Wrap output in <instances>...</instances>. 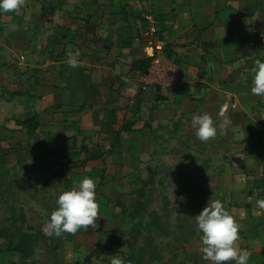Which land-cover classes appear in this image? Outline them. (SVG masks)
Wrapping results in <instances>:
<instances>
[{
	"label": "crops",
	"instance_id": "1",
	"mask_svg": "<svg viewBox=\"0 0 264 264\" xmlns=\"http://www.w3.org/2000/svg\"><path fill=\"white\" fill-rule=\"evenodd\" d=\"M147 10L163 19L179 67L167 91L146 87L145 75L132 70L147 57ZM262 30L264 0H25L19 11L0 14V207L10 186L25 192L21 179L35 178L38 164L53 174L65 169L62 159L90 157L91 129L105 133L108 147L137 136L138 148L150 141V161L160 151L200 165L241 226L237 245L250 252L248 264H264V211L256 206L264 199V97L251 93L255 63L264 62ZM77 49L80 66L70 68ZM27 66L50 69L41 76ZM204 113L217 126L206 142L191 126ZM224 119L227 133L219 129ZM143 152L129 160L145 159ZM108 156L90 158L86 168L97 166L102 178L105 167L96 162Z\"/></svg>",
	"mask_w": 264,
	"mask_h": 264
},
{
	"label": "rangeland",
	"instance_id": "2",
	"mask_svg": "<svg viewBox=\"0 0 264 264\" xmlns=\"http://www.w3.org/2000/svg\"><path fill=\"white\" fill-rule=\"evenodd\" d=\"M49 69L27 66L26 72L40 70L44 76ZM19 79L12 82L18 85ZM104 136L103 131L91 129L89 159L80 155L78 160L62 159L65 169L53 174L40 163L35 178L28 174L21 179L26 182V188L21 187L25 192L16 194L10 186L9 203L1 202L4 207H0V264H111L114 257L124 264H209L202 258V234L195 216L208 201L222 202V196L214 192L208 175L201 174L200 165L186 157L179 159L174 151L168 157L159 151L158 158L150 161V141L138 148L139 138L132 136L126 146L118 141L108 147ZM86 147H75L74 153H82ZM142 149L145 159L129 160L128 156L135 158ZM114 153L127 158L122 161ZM105 154L112 156H108L110 161L103 158L102 165L96 162L105 167L100 178L97 166L86 165L90 158ZM85 177L97 183V225L75 234L46 236L42 228L58 207L59 194Z\"/></svg>",
	"mask_w": 264,
	"mask_h": 264
},
{
	"label": "clouds",
	"instance_id": "3",
	"mask_svg": "<svg viewBox=\"0 0 264 264\" xmlns=\"http://www.w3.org/2000/svg\"><path fill=\"white\" fill-rule=\"evenodd\" d=\"M25 0H0V14L17 12ZM79 49L69 54L67 64L70 68L80 66ZM251 93L264 97V62L257 60L253 76ZM191 126L200 141H208L217 135V126L209 114L194 115ZM224 133L229 131V121L219 124ZM97 183L93 178L85 177L70 190L63 191L57 198L58 207L51 213L49 222L42 228L48 237H60L64 233L75 234L80 229L97 225L99 205L96 200ZM257 208L264 211V199L257 200ZM201 235L202 258L213 264H248L250 252L237 245L240 239V224L226 210L220 200L208 201L202 211L195 216ZM111 264H124L120 257H114Z\"/></svg>",
	"mask_w": 264,
	"mask_h": 264
},
{
	"label": "built area",
	"instance_id": "4",
	"mask_svg": "<svg viewBox=\"0 0 264 264\" xmlns=\"http://www.w3.org/2000/svg\"><path fill=\"white\" fill-rule=\"evenodd\" d=\"M142 18L145 22L142 49L152 59L148 72L144 74L146 87L158 86L162 91H167L176 82L179 67L176 60L168 55L169 44L162 34L163 19L153 10L144 12ZM260 38L264 40V30Z\"/></svg>",
	"mask_w": 264,
	"mask_h": 264
},
{
	"label": "trees",
	"instance_id": "5",
	"mask_svg": "<svg viewBox=\"0 0 264 264\" xmlns=\"http://www.w3.org/2000/svg\"><path fill=\"white\" fill-rule=\"evenodd\" d=\"M170 50V49H169ZM168 55L171 56L170 51L168 52ZM152 59L151 58H144L141 60L133 61L132 63V70L138 71L141 74H146L151 66ZM151 87V86H150ZM26 125H28L31 133H34L38 128V122L35 120V116H30L26 120ZM118 138L116 139L115 143L118 142ZM140 234V232H139ZM138 234V235H139Z\"/></svg>",
	"mask_w": 264,
	"mask_h": 264
}]
</instances>
